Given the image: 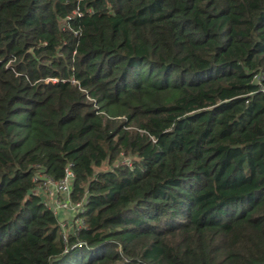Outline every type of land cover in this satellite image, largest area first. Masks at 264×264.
<instances>
[{
  "label": "trees",
  "instance_id": "1",
  "mask_svg": "<svg viewBox=\"0 0 264 264\" xmlns=\"http://www.w3.org/2000/svg\"><path fill=\"white\" fill-rule=\"evenodd\" d=\"M259 72L264 0H0V264H264Z\"/></svg>",
  "mask_w": 264,
  "mask_h": 264
},
{
  "label": "built area",
  "instance_id": "2",
  "mask_svg": "<svg viewBox=\"0 0 264 264\" xmlns=\"http://www.w3.org/2000/svg\"><path fill=\"white\" fill-rule=\"evenodd\" d=\"M264 79V73L259 72L254 75L253 83L259 86V91L264 94V87L261 85ZM128 161V160H124ZM42 170L35 172L33 176V182H35L36 187L33 190L35 195H38L37 191L45 190L48 191V200L40 196L45 204V206L55 215L58 219L59 225L62 229V238L66 240V234L64 231V225L61 221L64 219L65 215L70 214L72 216L73 228L79 229L83 220L79 216L83 211V204L81 202L73 203L70 200L71 184L73 180V173L71 171L70 165L68 164L64 169V175L59 181H52L50 178L42 175ZM45 193V194H48Z\"/></svg>",
  "mask_w": 264,
  "mask_h": 264
},
{
  "label": "rangeland",
  "instance_id": "3",
  "mask_svg": "<svg viewBox=\"0 0 264 264\" xmlns=\"http://www.w3.org/2000/svg\"><path fill=\"white\" fill-rule=\"evenodd\" d=\"M177 95V92L174 89H170L167 91H157V90H148V96L143 99V103H151L153 102H168L170 101L172 98H174ZM94 108L97 109V106H95ZM101 116H108V117H114L116 119H121L123 118L126 114H127V110L126 108L122 107V106H117V107H104V109L102 111H100L99 113ZM25 137H26V141L28 142V145H32L33 144V140L31 139V135H32V131L31 129L25 131L24 133ZM38 195L40 194L41 197L45 198L46 200H48V196L49 193L48 191L45 190V194L42 191H37ZM64 225V231L65 234H68L69 229L73 228V222H72V216L70 214L65 215L64 219L61 221V224H66ZM70 226V228H68Z\"/></svg>",
  "mask_w": 264,
  "mask_h": 264
},
{
  "label": "crops",
  "instance_id": "4",
  "mask_svg": "<svg viewBox=\"0 0 264 264\" xmlns=\"http://www.w3.org/2000/svg\"><path fill=\"white\" fill-rule=\"evenodd\" d=\"M68 228H70V226Z\"/></svg>",
  "mask_w": 264,
  "mask_h": 264
}]
</instances>
